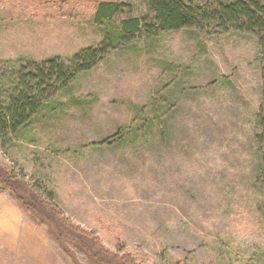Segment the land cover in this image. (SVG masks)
Here are the masks:
<instances>
[{"label": "rangeland", "instance_id": "rangeland-1", "mask_svg": "<svg viewBox=\"0 0 264 264\" xmlns=\"http://www.w3.org/2000/svg\"><path fill=\"white\" fill-rule=\"evenodd\" d=\"M116 1L96 22L95 0H0V113L24 91L25 64L67 61L122 18L151 16L145 0ZM0 166L27 197L0 187V264H264L256 35L207 22L115 42L29 121L0 129Z\"/></svg>", "mask_w": 264, "mask_h": 264}, {"label": "trees", "instance_id": "trees-1", "mask_svg": "<svg viewBox=\"0 0 264 264\" xmlns=\"http://www.w3.org/2000/svg\"><path fill=\"white\" fill-rule=\"evenodd\" d=\"M151 16L124 17L120 20L117 31L105 34L95 46H88L75 53L67 61L59 56L47 57L41 61H33L30 67L26 64L16 78L23 85L24 91L18 92L8 102L6 113H0V129L16 130L31 118L39 105V98L55 86H64L73 76L86 71L93 66L100 55L110 46L122 39L131 38L146 32L150 35L156 31L178 30L185 27H203L207 22L217 23L223 29H234L254 33L260 48L261 74L264 80V0H208L203 3L188 0H145ZM120 11L116 0L97 1L94 9V20L101 22L111 19ZM0 166V187L7 188L18 200L26 204L25 185ZM35 208L41 213H56L54 206L45 198L35 197ZM54 221L63 229L78 236L86 247L94 248L91 240L81 237L79 228L74 227L68 220L56 213ZM63 224V225H61ZM65 224L68 228H65ZM74 227L75 229H73ZM80 231V230H79ZM81 232V231H80ZM82 233V232H81ZM113 263V260H110ZM115 263L129 264L123 255L115 259Z\"/></svg>", "mask_w": 264, "mask_h": 264}, {"label": "crops", "instance_id": "crops-1", "mask_svg": "<svg viewBox=\"0 0 264 264\" xmlns=\"http://www.w3.org/2000/svg\"><path fill=\"white\" fill-rule=\"evenodd\" d=\"M95 1H99V0H95Z\"/></svg>", "mask_w": 264, "mask_h": 264}]
</instances>
